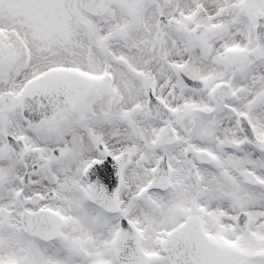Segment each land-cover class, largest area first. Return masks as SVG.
Instances as JSON below:
<instances>
[{
    "label": "snow or ice",
    "instance_id": "6c2138e0",
    "mask_svg": "<svg viewBox=\"0 0 264 264\" xmlns=\"http://www.w3.org/2000/svg\"><path fill=\"white\" fill-rule=\"evenodd\" d=\"M0 264H264V0H0Z\"/></svg>",
    "mask_w": 264,
    "mask_h": 264
}]
</instances>
